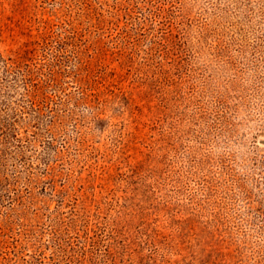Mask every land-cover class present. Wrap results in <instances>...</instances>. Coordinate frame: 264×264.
Here are the masks:
<instances>
[{
    "label": "rangeland",
    "instance_id": "374dc122",
    "mask_svg": "<svg viewBox=\"0 0 264 264\" xmlns=\"http://www.w3.org/2000/svg\"><path fill=\"white\" fill-rule=\"evenodd\" d=\"M0 264H264V0H0Z\"/></svg>",
    "mask_w": 264,
    "mask_h": 264
}]
</instances>
